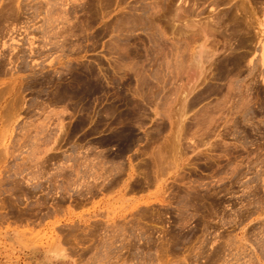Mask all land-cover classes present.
Returning <instances> with one entry per match:
<instances>
[{"label": "rangeland", "instance_id": "obj_1", "mask_svg": "<svg viewBox=\"0 0 264 264\" xmlns=\"http://www.w3.org/2000/svg\"><path fill=\"white\" fill-rule=\"evenodd\" d=\"M0 264H264V0H0Z\"/></svg>", "mask_w": 264, "mask_h": 264}, {"label": "flooded vegetation", "instance_id": "obj_2", "mask_svg": "<svg viewBox=\"0 0 264 264\" xmlns=\"http://www.w3.org/2000/svg\"><path fill=\"white\" fill-rule=\"evenodd\" d=\"M30 111H33V113L31 114V115H34L35 113H41V111H39V110H33V109H28L27 110V113L28 112H30ZM31 115H29V116H31ZM36 119V118H35ZM30 121V120H29ZM92 139V138H91ZM69 147V146H68ZM43 214V213H42Z\"/></svg>", "mask_w": 264, "mask_h": 264}, {"label": "bare ground", "instance_id": "obj_3", "mask_svg": "<svg viewBox=\"0 0 264 264\" xmlns=\"http://www.w3.org/2000/svg\"><path fill=\"white\" fill-rule=\"evenodd\" d=\"M179 10V9H178ZM180 11H181V9H180ZM183 11V10H182ZM177 13V12H176ZM184 17V16H183ZM178 18V17H177ZM175 20V19H174ZM6 25V24H5ZM203 33V32H202ZM177 45V44H176ZM6 156V155H5ZM5 158V157H4ZM160 167V166H159ZM56 182V181H55Z\"/></svg>", "mask_w": 264, "mask_h": 264}]
</instances>
